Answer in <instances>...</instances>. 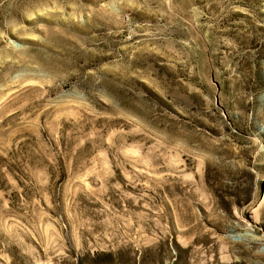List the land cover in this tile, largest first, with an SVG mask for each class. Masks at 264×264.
<instances>
[{
    "label": "rangeland",
    "instance_id": "rangeland-1",
    "mask_svg": "<svg viewBox=\"0 0 264 264\" xmlns=\"http://www.w3.org/2000/svg\"><path fill=\"white\" fill-rule=\"evenodd\" d=\"M0 264H264V0H0Z\"/></svg>",
    "mask_w": 264,
    "mask_h": 264
}]
</instances>
